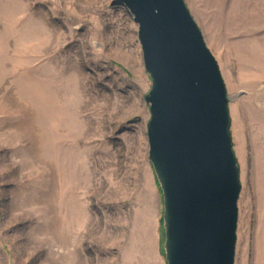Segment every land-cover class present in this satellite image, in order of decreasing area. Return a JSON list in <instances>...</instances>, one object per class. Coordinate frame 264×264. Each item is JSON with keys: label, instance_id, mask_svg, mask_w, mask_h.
I'll use <instances>...</instances> for the list:
<instances>
[{"label": "rangeland", "instance_id": "obj_1", "mask_svg": "<svg viewBox=\"0 0 264 264\" xmlns=\"http://www.w3.org/2000/svg\"><path fill=\"white\" fill-rule=\"evenodd\" d=\"M241 170L235 264H264V0H185ZM139 24L119 0H0V264H167Z\"/></svg>", "mask_w": 264, "mask_h": 264}, {"label": "water", "instance_id": "obj_2", "mask_svg": "<svg viewBox=\"0 0 264 264\" xmlns=\"http://www.w3.org/2000/svg\"><path fill=\"white\" fill-rule=\"evenodd\" d=\"M119 1L139 24L152 80L147 136L167 264H235L242 182L218 60L185 0Z\"/></svg>", "mask_w": 264, "mask_h": 264}]
</instances>
